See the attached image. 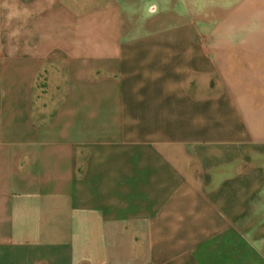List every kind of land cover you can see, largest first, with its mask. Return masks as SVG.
Masks as SVG:
<instances>
[{
	"label": "crops",
	"instance_id": "obj_1",
	"mask_svg": "<svg viewBox=\"0 0 264 264\" xmlns=\"http://www.w3.org/2000/svg\"><path fill=\"white\" fill-rule=\"evenodd\" d=\"M0 264H264V0H0Z\"/></svg>",
	"mask_w": 264,
	"mask_h": 264
},
{
	"label": "rangeland",
	"instance_id": "obj_2",
	"mask_svg": "<svg viewBox=\"0 0 264 264\" xmlns=\"http://www.w3.org/2000/svg\"><path fill=\"white\" fill-rule=\"evenodd\" d=\"M97 2L98 0H91V4H96ZM122 14H123V20H122L123 25L127 27L128 29L134 27L135 24L136 25L140 24L139 22L141 19L140 17L141 15H143V14H138V13H132L131 15H133V17L131 16L129 17V14H126L125 12H123Z\"/></svg>",
	"mask_w": 264,
	"mask_h": 264
}]
</instances>
